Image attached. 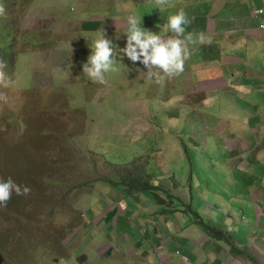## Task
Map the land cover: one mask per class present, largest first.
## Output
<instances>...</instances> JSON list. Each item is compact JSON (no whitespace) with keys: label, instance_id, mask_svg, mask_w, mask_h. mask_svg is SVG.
I'll use <instances>...</instances> for the list:
<instances>
[{"label":"rangeland","instance_id":"rangeland-1","mask_svg":"<svg viewBox=\"0 0 264 264\" xmlns=\"http://www.w3.org/2000/svg\"><path fill=\"white\" fill-rule=\"evenodd\" d=\"M197 1L205 50L222 46L224 51L204 58V49L189 44L191 55L182 73L160 72L148 79L143 58L133 62L121 51L128 19L141 18L144 29L174 36L165 30L168 17L176 14L173 5L158 6L157 0H0L5 10L0 46L15 55H7L10 62L0 60V71L6 74L0 79V179L11 178L21 189H31L27 195L13 193L0 207L4 264H73L85 248H105L113 243V228L100 217L122 198L139 201L135 197L145 194V187L154 192V184L179 186L183 194L193 187L194 202L210 201L215 191L223 194L222 150L217 145L235 132L230 125L219 130L220 122L210 125L222 116V105L210 91L197 100L193 90L201 67L222 68L236 47L230 39L236 34L229 33L228 42L210 39L207 18L224 19L217 23L220 27L230 14L218 12L223 0L217 5ZM104 31L117 55L114 70L100 83L83 72V65ZM222 207L227 215L229 207ZM196 208L206 219L212 209L215 219L210 223L220 225L216 207ZM211 227L214 232L222 229Z\"/></svg>","mask_w":264,"mask_h":264},{"label":"crops","instance_id":"crops-1","mask_svg":"<svg viewBox=\"0 0 264 264\" xmlns=\"http://www.w3.org/2000/svg\"><path fill=\"white\" fill-rule=\"evenodd\" d=\"M217 1L211 3L217 5ZM187 2L193 6L192 10L185 0H174L173 10L183 9L190 14L188 33L196 37L204 33L197 26L199 2ZM223 3L218 12L230 14L228 23L218 27L217 23L224 19L210 17L206 28L210 39L217 37L224 42H228L225 37L229 33L236 34L230 38L236 47L225 56L222 68L201 67L198 88L193 90L197 100L203 101L210 91L215 103L222 105V116H215V121L214 114H209L213 120L210 125L220 122L219 130L230 125L235 132L233 138L223 134L225 141L217 145L222 150L223 194L215 191L210 201L194 202L193 187L189 188V194H183L179 186L161 184L157 187L159 194L133 196L140 200L130 202L122 198L99 220L113 228V243L95 251L94 246L85 248L84 255L73 264H264V24H261L264 12L260 11L264 9V0H223ZM206 37L203 44L196 42L197 47L204 49L201 57L209 58L224 51L222 46L205 50ZM224 176L227 181H223ZM176 177L174 172L175 181ZM190 178L192 185L193 172ZM167 191L173 194L172 201L165 200ZM220 201L232 206L227 215ZM194 206H205L204 210L216 207L221 226L212 224L214 221L210 223L215 219L212 209L206 219L200 208L196 210ZM195 217L201 224H197ZM206 224L210 226L207 228ZM213 225L232 232L233 244L226 241L227 234L214 232Z\"/></svg>","mask_w":264,"mask_h":264},{"label":"clouds","instance_id":"clouds-1","mask_svg":"<svg viewBox=\"0 0 264 264\" xmlns=\"http://www.w3.org/2000/svg\"><path fill=\"white\" fill-rule=\"evenodd\" d=\"M167 3V0H157L158 6H163ZM168 8L172 5V0L168 1ZM4 8L0 5V15L4 14ZM264 12V9L260 10ZM142 20L138 17H129L127 28V43L126 47L121 51L135 62L140 60L149 71L147 73L148 79L163 72L168 76H174L184 71L185 60L191 55L188 45L196 43L203 44L205 42V34L199 33L194 39L193 33L185 35L186 26L191 23L186 12L183 9H179L176 14L170 15L165 26L166 31L174 33V36H161L154 34L153 32L144 29L141 26ZM105 31L99 34L94 41V51L91 50L88 56L87 63L83 65V72L87 74L90 79H93L100 83H105V74L114 70L116 63L115 56L117 55L113 48V43L109 39H105ZM139 49V51H137ZM24 52V51H23ZM91 65L89 67L88 65ZM155 66V67H153ZM6 77L3 71H0V79ZM24 129L23 123H21V132ZM160 184L153 187L152 194H159ZM130 188L138 190V187L131 184ZM132 189L131 196H134ZM31 189L27 186L21 187L16 184L11 178L0 179V207L6 206V203L11 199L13 193L17 195H27ZM140 193V192H138ZM151 191L146 190L145 194L141 193V196H150ZM165 200L172 201L173 194L167 191L165 194ZM137 197V196H136ZM169 201V202H170ZM175 211V210H174Z\"/></svg>","mask_w":264,"mask_h":264},{"label":"trees","instance_id":"trees-1","mask_svg":"<svg viewBox=\"0 0 264 264\" xmlns=\"http://www.w3.org/2000/svg\"><path fill=\"white\" fill-rule=\"evenodd\" d=\"M8 52H9V48L8 47H2V46H0V60L6 61V62H10V58H7V55L10 56V57H12V58L15 57L14 54H10ZM145 188L148 189L147 187H145ZM152 188H155V187L152 186ZM167 208L169 209V206H167ZM216 231L218 233H221V234H225L226 235L225 231L222 230V229H217ZM227 235H228L229 238L232 239V242H230V243L233 244V237L229 233ZM4 261H5V257H4V255L2 253V251L0 250V264H4Z\"/></svg>","mask_w":264,"mask_h":264}]
</instances>
